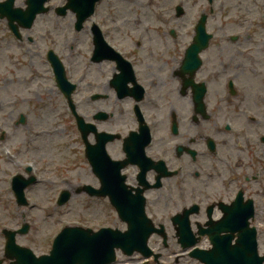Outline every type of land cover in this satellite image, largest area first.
Instances as JSON below:
<instances>
[{"label":"flooded vegetation","instance_id":"obj_1","mask_svg":"<svg viewBox=\"0 0 264 264\" xmlns=\"http://www.w3.org/2000/svg\"><path fill=\"white\" fill-rule=\"evenodd\" d=\"M103 1L98 6V11L96 10V21L99 24L107 21L114 23L119 31H125L124 24L129 21L125 22V18L122 21L110 19V14L107 16L103 13L105 12V9H102ZM110 1L118 6L126 2L128 7L144 8L145 13L134 20L136 27L132 28V32L126 31L128 39L131 34H138V39L134 43L135 49L129 44L128 49L122 48L114 39V35L118 37L117 34L110 33L112 39L109 38L125 52L124 56L131 61L133 67L138 69L139 73L135 72L137 82L146 92L142 96L138 94L137 99L140 100L137 104L145 117L146 114L152 118V114L162 113V120L158 126L151 128L153 139L150 146L146 147V154L155 163L163 160L168 173L174 175L161 179V189H152L145 194L148 199V195L153 193L154 204L160 210L159 220L156 218L155 220L157 225L163 226L166 233L165 237L154 234L149 240L151 247L158 248L161 253L159 261L154 262L149 259L144 264H204L199 260H192L189 253L179 248L176 230L178 225H173L170 214L184 212L187 209L196 211L190 216L188 237L197 243L198 250L210 249L212 240L235 241L244 233H255L260 255L264 257V101H246L247 98L243 95V91L247 89L245 86L238 85L229 89L228 80L235 83L239 81L240 74L232 71L225 62L230 60L232 63L238 54L242 55L240 50H247L245 61H252L254 57L263 55V43L259 41L254 43V39L249 37L234 41L232 39L212 41L209 48L202 53V67L195 72L194 82L197 85L204 83L208 89L211 83L219 85L220 88L215 94L221 96L219 103L211 105L210 109L207 103L209 109V119H207L205 113L203 115L200 108L195 105L193 97L201 88L187 86L191 76L182 70L185 56L183 44H179L176 66L172 64L169 66L165 58L170 52L165 46L166 23L174 21L178 24L181 19L176 16V8L174 13L173 10H169L166 13L148 14L146 12L148 2H155L157 7L163 8V0ZM183 1L187 4L198 2V0ZM204 10L206 8L203 6L201 12ZM236 24L244 26L245 29L254 26L251 21ZM224 26L229 25L222 24L220 27ZM191 31L194 33V28ZM168 32L172 41L177 43L180 34L174 36L170 31ZM104 64L107 75L101 90L106 93L108 99L104 100L101 106L103 111H109L105 124L107 127H112L111 122L116 120L126 124L131 119L135 100L130 97H126V100L119 99V93L111 89L109 79L117 67L114 63ZM242 67V64H237L234 69H242ZM147 68H150V71H147ZM150 97L164 105L170 101L167 111H165L166 105L163 109L156 110L157 104H152ZM222 102L224 103L221 104ZM226 116L232 118L234 130L222 125ZM107 131L112 130L107 129ZM127 134L117 141V144L115 142L108 144V150L120 148L122 155L124 138ZM246 135L248 139L245 138ZM209 142L213 144V150L209 147ZM137 173V167L129 165L125 172L129 185L139 184ZM158 176L161 177L159 170L151 168L145 177L152 185ZM231 207L239 208V215L246 223L242 227L243 231L235 227L223 229L219 225L224 218L223 209ZM251 207L254 210L252 217L248 219ZM228 213L231 216V213ZM169 246H173L177 251L172 256L163 253ZM4 247V241L0 239V262L10 264Z\"/></svg>","mask_w":264,"mask_h":264},{"label":"rangeland","instance_id":"obj_2","mask_svg":"<svg viewBox=\"0 0 264 264\" xmlns=\"http://www.w3.org/2000/svg\"><path fill=\"white\" fill-rule=\"evenodd\" d=\"M202 1L198 0V3L200 4ZM236 2H243V0H236ZM221 3H217L218 9L221 8ZM163 5L170 7L176 5V3L175 0L174 2L172 0H164ZM190 6L191 4L185 5L187 13H189L188 17L184 19L185 24L195 17L193 11L189 9ZM194 8L195 12L199 9ZM230 8V10H233L234 7L231 6ZM117 9L121 10L122 20L125 18V22L127 20L129 22H124L125 31H119L114 26L113 29L110 28V33L117 34L118 37L114 35V39L122 48L128 49V46L134 45L133 43L138 38V34L134 33L128 39L126 32H132V28L136 27L133 22L135 15L131 10L126 11V9H129L126 4L117 6ZM220 20V16H216L211 19L209 24V30L215 32V42L222 40V32L218 25ZM45 22L46 18L42 19L41 23L37 25L38 38H40L41 45L51 43V37H56L59 32L63 35V31L59 30L54 31L51 37L45 34ZM238 31V29L234 28L225 34L227 36L234 35ZM181 32V42L185 47L189 43L188 40L191 35H188L185 30H181ZM68 36L66 37L68 40L57 48V53L61 57L69 59V62L73 64L75 77L71 73L74 84L79 81V73L82 72L84 75V84L81 85L79 90H76L77 98L84 100L90 97L93 92L102 94L101 84L103 81L100 79V69L91 68L92 65H87L89 54L86 49H81V38L73 33ZM7 37L8 35L4 34L0 37V72L2 71V74L0 73V86H2L0 87V149H3V155L6 159L7 156L9 157V162L6 164L0 155V220L2 221L0 227L3 225L17 227L21 224L20 215L22 211L15 205V199L12 194L6 192V179L8 176L22 171L25 166L31 165L42 182V187H39L37 191L35 188H30L28 192L30 198L35 197L37 200L34 208H28L31 210L32 215L27 212L31 216V226L34 227L32 235H38L40 242L44 243V240L49 241L53 232H59L65 225L81 223L95 229L100 220H103L104 215H108V212L105 211L106 203H101L98 200L89 198L87 195L77 193V188L92 182L90 179L91 173L86 166L85 159L81 155L84 147L82 146L81 137L78 134L73 118H69L65 112V107L61 100L62 94L55 88L54 78L51 70H49L45 56L40 51L43 56L40 60L34 56V53L31 54L33 58L20 60L17 63V75H15L14 65H8L6 61L7 56H11L13 53L9 47L11 45L10 39ZM110 38L112 39L111 34ZM68 42L70 47L72 46L78 50L76 54H69L68 48L64 45ZM63 46H65L66 50H64ZM130 47L132 48V46ZM172 54L173 57L169 54L165 56L169 66L171 64L175 66L173 61L174 57L178 56L177 50H173ZM225 62L230 64L229 60H225ZM238 63L245 64V61L235 59L231 66H235ZM5 68L9 72H5ZM147 71H150V68H147ZM261 78L259 76L251 78L250 72L247 71L243 75L244 84L243 82H239V84L248 85L249 88L253 87V85L256 87L260 84L258 81ZM210 85L208 91L209 103L215 105L219 103L221 98L219 94H215L220 87L217 84L213 85V83ZM168 103L165 104V111L169 107ZM83 105L81 110H85L89 115L90 108L86 107L85 103ZM20 114H23L27 119L24 126L15 125L20 118ZM156 118L152 116L151 120H156ZM128 122V126H132V123ZM44 130L51 131V134L48 132L50 135L48 133L43 136L37 135L39 131ZM116 130L119 129L116 128ZM64 189L71 191V199L63 208L59 209L55 204L51 206L49 203L44 202L46 198H51L53 202V199ZM46 206L49 207L48 210ZM15 210L18 212L19 218L15 214L10 215ZM3 215L7 216V218L3 219ZM23 238H25L22 239L24 242L34 241L35 244L32 246L38 245L36 238L32 240L31 237Z\"/></svg>","mask_w":264,"mask_h":264},{"label":"water","instance_id":"obj_3","mask_svg":"<svg viewBox=\"0 0 264 264\" xmlns=\"http://www.w3.org/2000/svg\"><path fill=\"white\" fill-rule=\"evenodd\" d=\"M99 170L102 169L99 168ZM21 180V178L16 179L18 194H22L24 187L19 185L22 183ZM109 187V180L103 179V188L100 193L108 195L110 193ZM104 190L106 191L103 192ZM112 200L114 201L113 204L121 211L122 216L132 223V218L127 214L125 202L120 199L117 200L113 196ZM135 228V225L132 224L127 235L111 231H100L98 234H93L90 230L87 232L77 227L76 229H66L59 237L55 257L45 260L42 264H110L115 258L113 248L128 245L132 241ZM125 252L131 254L133 249H125ZM101 258L103 259L100 261Z\"/></svg>","mask_w":264,"mask_h":264},{"label":"bare ground","instance_id":"obj_4","mask_svg":"<svg viewBox=\"0 0 264 264\" xmlns=\"http://www.w3.org/2000/svg\"><path fill=\"white\" fill-rule=\"evenodd\" d=\"M48 132H49L48 130H44V131H41V132L39 131V133H37V135H38V136H39V135H42V136H43V135H46ZM50 132H51V131H50ZM50 132H49V133H50ZM49 133H48V134H49ZM50 134H51V133H50ZM50 134H49V135H50ZM58 138H59V136H58Z\"/></svg>","mask_w":264,"mask_h":264}]
</instances>
